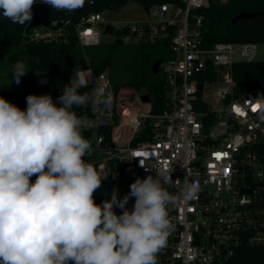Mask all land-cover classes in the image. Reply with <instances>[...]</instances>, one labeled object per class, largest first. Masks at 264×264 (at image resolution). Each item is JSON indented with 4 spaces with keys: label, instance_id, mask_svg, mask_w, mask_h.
<instances>
[{
    "label": "built area",
    "instance_id": "obj_1",
    "mask_svg": "<svg viewBox=\"0 0 264 264\" xmlns=\"http://www.w3.org/2000/svg\"><path fill=\"white\" fill-rule=\"evenodd\" d=\"M210 1L162 3L150 8L148 20L132 23H111L101 12H91L73 26L81 48L98 44L110 25L126 27L121 40L131 45L154 42L167 25L175 26L172 57L159 65L164 76L160 110H152V95L145 88H115L108 72H95L87 64L81 68L92 73L87 92L102 88L112 94L113 104L105 109L89 103L77 114L85 121L82 134L93 149L84 159L107 174H102V181L119 176L127 180L120 199L136 178H155L160 168L171 173L173 182L179 180L168 186L170 193L179 194L185 181L199 183L194 199H180L170 209L175 230L158 255L159 264H228L243 243L264 246V151L256 147L264 136V120L259 119V107L253 110L258 105L252 101L254 92L234 95L231 71L234 61L255 60L257 43L202 47V18L191 14ZM60 32L48 26L27 34L32 40L51 42ZM209 67L213 80L207 75L200 80ZM144 94L148 101L142 100ZM209 94L214 106L206 102ZM134 202V197L129 199L128 210ZM114 211L122 213L119 208Z\"/></svg>",
    "mask_w": 264,
    "mask_h": 264
},
{
    "label": "clouds",
    "instance_id": "obj_2",
    "mask_svg": "<svg viewBox=\"0 0 264 264\" xmlns=\"http://www.w3.org/2000/svg\"><path fill=\"white\" fill-rule=\"evenodd\" d=\"M39 2L75 11L85 0ZM36 3L0 0V15L23 27ZM28 71L18 60L11 78L19 84ZM91 76L89 69L76 67L57 98L59 106L51 95L29 94L22 110L0 96V264H159L158 255L175 230L170 209L200 191L199 183L185 181L179 194L170 193L168 186L179 180L173 182L160 168L155 178H136L122 199L114 188L110 200L95 203L94 193L107 174L84 159L93 149L82 134L85 121L73 109L89 103L110 109L113 96L102 88L82 93ZM252 101L264 120V95Z\"/></svg>",
    "mask_w": 264,
    "mask_h": 264
},
{
    "label": "trees",
    "instance_id": "obj_3",
    "mask_svg": "<svg viewBox=\"0 0 264 264\" xmlns=\"http://www.w3.org/2000/svg\"><path fill=\"white\" fill-rule=\"evenodd\" d=\"M128 1L141 4L146 11L162 3L180 4L179 0H89L75 11H57L49 7V26L61 30L60 35L51 42L30 39L28 34H24L26 25L13 24L0 15V96L24 110L27 107L26 97L36 94L33 85L40 80L42 73L47 74L45 87L58 94L70 82L76 67L82 68L88 64L95 72H108L115 88H145L152 95V110H160L164 101V76L160 69L152 72L151 67L157 59L164 62L172 57L170 42L174 25H167L154 42L134 45L121 40L126 27L110 25L104 30L112 36L110 41H100L85 48L79 46L73 30V26L89 13L116 9ZM243 12L256 13V17L232 22L233 17ZM195 15L202 18L201 45L204 48H211L216 42L264 44V0H211L206 7L192 11L191 17ZM18 60L25 62L29 71L16 84L11 77L12 66ZM211 71L209 67L200 80L205 75L213 80ZM231 71L235 96L248 91L264 95V60L234 61ZM87 90L80 89L82 93ZM200 107L206 108L203 103ZM73 110L79 114L80 107ZM256 147L264 151V136ZM35 179L34 175L30 182ZM127 184L122 176L102 181L101 187L94 193L95 203L110 200L114 188L118 189L120 198ZM228 264H264V246L245 242Z\"/></svg>",
    "mask_w": 264,
    "mask_h": 264
},
{
    "label": "rangeland",
    "instance_id": "obj_4",
    "mask_svg": "<svg viewBox=\"0 0 264 264\" xmlns=\"http://www.w3.org/2000/svg\"><path fill=\"white\" fill-rule=\"evenodd\" d=\"M89 0H85L87 2ZM150 11H146L143 6L137 2L134 1H128L125 3L123 6L116 8V9H107L102 11L103 17L111 23H120V22H134L138 20H148L150 16ZM112 38L111 35L102 32L100 34V41L102 42H107L110 41ZM238 54L236 53L234 55V58H238ZM255 60H264V44H257V52L255 54ZM73 77V76H72ZM71 77V79H72ZM47 81V74L42 73V76L40 80L33 85V88L36 91L35 95H43V94H48L51 95L53 98L54 103L59 106V101H58V96L56 93H54L51 89L45 87ZM206 102L209 103L210 105L214 106V98L212 95H207L206 97Z\"/></svg>",
    "mask_w": 264,
    "mask_h": 264
},
{
    "label": "water",
    "instance_id": "obj_5",
    "mask_svg": "<svg viewBox=\"0 0 264 264\" xmlns=\"http://www.w3.org/2000/svg\"><path fill=\"white\" fill-rule=\"evenodd\" d=\"M2 11V10H0ZM33 18L29 24H26L24 28V34H27L30 30L38 27H48L50 25V14H49V6L43 3H40L39 0H37V3L33 5ZM256 17V13H248L243 12L235 17L232 18V22H236L239 20H248ZM161 63L160 59H157L152 64L151 70L152 72H157L159 69V65ZM62 95V93H58L57 96L59 97ZM148 95L144 94L142 95L143 101H148Z\"/></svg>",
    "mask_w": 264,
    "mask_h": 264
},
{
    "label": "snow or ice",
    "instance_id": "obj_6",
    "mask_svg": "<svg viewBox=\"0 0 264 264\" xmlns=\"http://www.w3.org/2000/svg\"><path fill=\"white\" fill-rule=\"evenodd\" d=\"M259 107V105H255L254 107H253V110L255 111L256 110V108H258ZM137 155H141L140 153H138Z\"/></svg>",
    "mask_w": 264,
    "mask_h": 264
}]
</instances>
